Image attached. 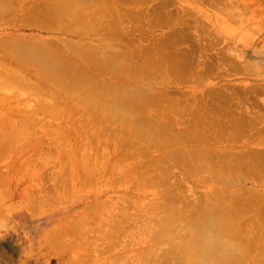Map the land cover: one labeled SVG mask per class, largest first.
Instances as JSON below:
<instances>
[{
    "label": "bare ground",
    "instance_id": "obj_1",
    "mask_svg": "<svg viewBox=\"0 0 264 264\" xmlns=\"http://www.w3.org/2000/svg\"><path fill=\"white\" fill-rule=\"evenodd\" d=\"M20 1L23 0H0V19L9 17L7 21L12 22V25L16 20H19L21 24L16 27L18 30L19 27L27 26L30 30L39 33V31H49L55 28L57 32L59 31L58 33L65 32L66 34L67 32L69 36L78 38L80 42L77 43V39L76 42L72 39V42L71 37L68 40V37L62 39L60 36L57 38H54L56 36H51L52 38L44 36L41 38L37 35L36 37L11 35L13 37L8 36V38L0 40V48L3 49L6 44L10 45V49L0 57V75L3 76L0 78V88L5 89L4 93L0 94V103L16 101L18 97L23 96L36 97L35 100L27 98L28 101H31H26V103L25 99L23 100L24 105L21 106H24V108L22 107L24 110L9 108L7 119L6 117L2 118L3 121H6L5 123L1 119L3 123L0 121V155L7 151L8 146L15 141L29 143L30 147L33 146L32 149L35 147L36 152L40 153V146L38 150L35 145L40 144V140H43L42 135L49 131L51 123L47 116L46 120L42 118L45 115L40 117L43 120L38 119L36 112L42 110L49 117L56 116L54 118H57L58 116L61 118V116H65V110L61 109L57 100L67 97L70 103L82 106L86 110L87 117L84 116L85 119H93L98 115L97 113H103L105 116H110L107 118L113 124L117 122L126 125L124 129L127 131H122L124 142L127 141L129 144L144 143L143 146L129 148L127 145L121 144V148L113 149V152L119 154L115 159L124 162L126 158L130 157L134 161L126 167L124 174L117 171L119 164L115 162L109 164L108 161L111 159L109 152L100 154L104 164L101 162L102 159L97 157L98 155H92L95 156L92 159L90 154L89 158L83 154L84 163H82L80 155L77 154L80 160L78 157L77 159L85 165L79 163L81 164L79 166H82L80 168L84 170L83 167H87L86 171L82 172H85L83 181L87 183L88 180H93L97 169L104 170V173L113 172V174L116 171L120 176L134 174L135 188L132 191L144 192L145 188L150 187L153 190L149 191H153V193L160 191L150 198L159 196L158 199H162L157 204L154 199L147 201L148 207L143 206L147 207L144 211L152 210L150 212L152 214L148 215L150 218L152 215L159 217L163 213L157 220L149 222L146 221L147 217H143L147 213L144 211H140L143 214V221H139L141 216L137 210L139 202L147 200L148 197L135 201L134 205L130 204L133 207L136 205L135 209L138 212H135V209L132 210L134 212L119 211L115 209L117 205L112 203L105 213H96L99 206L104 208V204L97 202L93 205L92 203L90 207L83 210V217L79 224L85 226L90 224V228H87L88 225L86 227L89 230L95 221L96 225L92 226H97L96 228L93 227L88 231L84 229V226L83 229L79 228L83 231L77 232V227L76 229L74 227L75 232L78 233L76 234L73 227H66L64 225L66 222H64L61 225L66 227L65 230L60 225L61 228H55L50 235L53 237L52 242L57 241L61 234L64 236L66 233L65 235L70 236L67 233H71L72 229L74 238L80 232L82 233L79 236L87 231V236L90 237L83 235V240H85L83 242L81 239V241L84 245H96L93 243L96 241H93L92 237L99 236L95 237L98 239L101 236L104 244L99 246L97 244L95 247L93 246L95 249L92 250H88V246H84V248L82 243L79 245L77 237L75 240L78 247H75V242H70L71 238L64 242L69 246L74 245L77 249H74L76 251L74 252L76 254L79 252L88 260L93 251L102 254V256L105 253V259L100 256L102 260L95 259V264L96 262L97 264H114V262L117 263L116 259L128 260L130 253L137 254V257L134 255L136 260H132L138 263L131 261L132 264H256L255 262L248 263L247 258L254 251L257 255L259 254L260 260H264V146L259 148L264 143V78L258 80L256 77L255 80L250 81L251 77H255V75L264 77L261 74L264 73V68L253 64L254 62H251L253 60L250 58V61H247L245 57H239L235 52L223 50L224 52L205 53L208 43L213 42L212 45L216 46L221 40H216L215 44L211 38L206 37L207 33L205 36L204 33L207 31L204 30V33L201 31H198L199 34L196 33L198 41V38H195V32L193 36L188 27L192 23H189L187 17L194 11L178 8L179 5L167 6L169 10L175 9L176 6L178 8L169 11L165 6L170 5L168 3H171L172 0H160L159 3L157 0H152L157 3L148 8L141 5L143 2H147L146 0H31L32 3L28 5L20 4ZM227 12L228 10L224 13L227 14ZM234 13L232 15H242ZM228 15L231 14L228 13ZM14 16L15 18H13ZM218 22L220 23V21ZM195 24L199 23L195 22ZM162 26L169 27V33H164L162 36L160 32L158 34L161 36L155 37L153 34L156 30L154 29ZM218 26L220 27V25ZM230 26L231 23L222 26V29L227 30L226 33L229 34ZM93 34L96 37L100 36L99 38L102 40L97 39L101 42L105 40V45L101 46L100 44L99 47L98 43L94 44L91 39ZM210 35L208 36L212 37L211 33ZM190 39L193 42L191 49L184 51L185 47L183 49L178 47L179 44L183 46V42L186 44V41H190ZM196 39L197 41H195ZM107 40L118 41L119 46H114ZM143 41L147 43L143 44ZM205 41H207V45H204ZM189 44L187 43V45ZM260 49H256V51L258 50V53L263 51L264 54V50L260 51ZM259 59H256V62ZM9 66L10 68H8ZM104 74H109L108 76H112V78H107L106 75L104 77ZM212 74L218 79V83L211 84L209 82L210 86L206 87L208 78ZM236 76L242 79L239 84L232 82L233 77ZM33 77L35 79H32ZM245 79L249 81L246 82ZM188 81L189 83H199L203 85L202 88H206L200 92L196 91L199 94L195 95L196 93H194V97L183 101L181 105L182 101L180 100L185 98H180L181 95H179L180 99L178 96H175L178 99L172 97L169 91L171 89L168 90V86H182L181 84ZM37 82L41 83L43 87H38ZM159 84L161 88L158 89L157 85ZM49 95L52 96L51 101H47ZM261 95L263 98L260 97ZM180 105L181 107L178 108L177 106ZM20 111H24V114L22 112L23 118L21 122H18L20 125H17L18 120L12 118L21 113ZM35 113L37 117L34 116ZM4 115L6 114H2V116ZM41 122L44 123L42 125L44 133H41L40 138L37 137L35 131L41 127ZM35 126L39 127L36 129ZM59 129L63 130V128ZM74 130H69V132L67 130L68 135L70 132L74 133V136L78 134L77 130L75 132ZM65 131L46 134L54 135V137L51 136L54 140L56 133L62 136ZM98 135L90 145L99 143L101 134ZM44 136L46 137L45 134ZM74 136L70 137L75 139ZM31 138H36L35 143H37L32 145ZM260 138L262 139L261 144L257 141ZM61 139L59 140L62 141ZM55 141L58 142L57 139ZM254 141L258 142L257 144L260 146L257 147ZM62 142L64 143V141ZM60 143L58 144L63 145ZM118 143L122 142L115 139L113 144ZM236 144L239 145L236 146ZM60 147L55 148V151L59 153V150L63 149L62 152L65 153L64 148ZM152 149L154 151L162 149L163 151H160L161 154L156 156L152 154ZM35 150L33 149L32 152L34 153ZM68 155L66 154V156ZM60 157L57 159L62 160ZM104 158L106 159L104 160ZM71 159L72 156L70 159L66 157L65 160L70 163ZM77 159L76 161H78ZM76 161H73L74 164L72 162L73 165L64 161L61 166L67 164L70 168V165L72 167L75 165V168ZM46 164L44 163V166ZM28 167L24 168L27 170ZM172 167H182L180 168L182 172H176L181 174L180 178L175 176L177 174L173 173ZM63 169L65 170V168ZM62 170L61 175L67 174L66 171H69L66 169L65 172H62ZM73 171L70 170V172ZM16 173L17 171L13 172L19 176L17 175L19 173ZM58 173L57 176L62 182L63 178H61L60 172ZM57 176L55 175L54 179ZM28 178L30 180L31 177ZM54 179L50 181L54 185H59H51L52 188L51 186L49 188L58 191L61 184L57 181L56 183ZM193 179H196L195 181L201 185L209 186V190L204 188L207 192L203 191L204 193L201 194L203 196L199 194L201 197H197L194 201L182 194L184 192L182 186L186 182H190L187 180ZM200 184L199 186H201ZM28 185L27 183L26 186ZM58 186L60 187L58 188ZM64 186L63 181L62 188H65ZM161 187L163 189H158ZM62 188L58 192L66 190V188ZM51 189L43 188L44 194L37 192V199L41 195L43 196L42 200L31 199L33 200L29 209L31 214L45 213L41 206L48 203V198L58 200L59 194H64V191L57 193L56 196L55 193H52V197L48 195ZM193 189L190 191L193 192ZM62 196L60 197L62 198ZM98 203L100 204L98 205ZM159 211L162 212L159 213ZM141 221L147 223L138 224L140 225L138 226L137 223ZM152 223L153 225H151ZM74 225L77 226V223ZM104 225L107 227L102 228ZM99 228L103 233L99 231ZM121 236L123 240L126 237L125 242ZM54 237L59 238L54 239ZM74 238L72 237V239ZM49 243L47 242V244ZM141 244L146 246L140 247ZM70 248L63 249L72 251L73 247ZM92 255L95 257L96 254ZM74 259V261L70 260L71 262L68 261L69 259L67 261L70 264H74V262L79 264L78 260L81 259L79 257ZM130 260H128L129 263H131ZM67 261L66 264H69ZM259 263L263 264L264 261Z\"/></svg>",
    "mask_w": 264,
    "mask_h": 264
},
{
    "label": "rangeland",
    "instance_id": "obj_2",
    "mask_svg": "<svg viewBox=\"0 0 264 264\" xmlns=\"http://www.w3.org/2000/svg\"><path fill=\"white\" fill-rule=\"evenodd\" d=\"M146 1L147 2L141 3V5H143L145 8H148V7H151V5L153 6L157 2L159 3L160 0H157V2L152 1V0L151 1L146 0ZM31 3H32L31 0L20 1V4H24V5H28ZM34 3H39V2H34ZM15 4H17V3H15ZM168 4H170L171 6L166 5L165 8L167 6L173 7L174 5H177V6L179 5L180 7H178V8H183V9L185 8L187 10L189 9L190 11H192V10L194 11L192 13V15L187 17L189 23H192V24L188 25V27L191 30L192 35L194 32H195V34L196 33L199 34L198 31H201L202 33H204V30H206L207 32L204 33L205 36L207 33L206 37L211 38V40H213L215 44L217 43L216 40H221V41H218L219 43H217L216 46H214V45H212L213 42L210 39L203 37L204 39L206 38L205 40L208 39V41L210 40V42H212L211 44L208 43V45H207V41H205V43L203 42L204 45H207V47H208V48L206 47L207 50L205 53H211V51L212 52L215 51V53H217V52H220L223 50H227V51H230L232 53L235 52V54L237 53L236 55H239V57L243 56L246 58L247 61H250V59H251V60H253L251 62H254L253 64L259 65L260 67L264 68V65H262L264 63V56H263L264 54H263V51L260 52L261 49L264 50V48H263L264 44H262V42H264V0H172L171 3H168ZM177 6H176V8H177ZM169 7H167L166 9L169 10L168 9ZM171 9L173 10L174 8H171ZM225 10L226 11L228 10L227 14H225L226 13ZM234 10H235L236 14L241 13L242 15H240V14L239 15L237 14L238 16L232 15L234 13ZM228 13L231 15H228ZM195 16H196V18H195ZM13 18H15V16ZM13 18L10 20L12 21ZM2 20H4V21H2ZM7 20H9V17H8V19H7V17L0 19V40L8 38V36L13 37L14 35H19V37H23V36H26V37L27 36H29V37L34 36V37H36V35H37L41 38L44 36H46V37L50 36V38H52L53 36H56L54 38H57L60 36V38H62V39H64L65 37L66 38L68 37L67 38L68 40L71 37V36H69V34L67 32H66V34H65V32L64 33H61V32L58 33L59 31L57 32V29H55V28H53V30L55 29V31H53V30L39 31V33H38V31L34 32V30H30L29 27H27V26H24L21 28L19 27V30H18V28L16 29V27L21 24L19 22V20H16V22L13 23V25H12V22L10 23ZM201 21L203 24L201 23ZM218 21H220V23ZM5 22H8V23H6L7 25L5 24ZM195 22L199 23V24H195ZM230 23H231V26H230L231 28L229 30V34H227L226 33L227 30L224 31L222 29L223 28L222 26L230 24ZM4 24H5V26H3ZM14 24H16V25H14ZM218 25H220V27ZM162 27H159L160 29L158 27H156L154 29V30H156V32L154 31V34H153L155 37L156 36L160 37L161 35L163 36L164 33L165 34L169 33V29H170L169 27H167V26H162ZM192 29H194L195 31L194 30L192 31ZM158 33H160L161 35ZM210 33L212 34V37L208 36V35H210ZM197 34L195 35V38H198ZM11 35H13V36H11ZM213 35H215L216 37L215 36L214 37L218 38V39H215L213 37ZM99 37L100 36L96 37V35L93 34L91 39H92V42L94 44L98 43V45L100 47V44H101V46L105 45L104 44L105 40H103L104 42H101L98 39L102 40V38H99ZM222 38H225L223 40L226 43H223L224 41L222 40ZM72 39L74 41L77 39V43L80 42V41H78L79 39L74 37V36H72L70 38L71 41H72ZM94 40H95V42H94ZM107 41H109V40H107ZM111 41L114 44L109 41L110 44H112L114 46L115 45L119 46L118 41H116V42L113 40H111ZM190 41L192 42L191 39H190ZM190 41H186L187 43H190L189 45H187V43L185 44V42H183V46L179 44L178 47L180 49H183V47H185L184 51L189 50L193 47V42L191 44ZM195 41H197V39ZM195 41H194V43H195ZM198 41H199V38H198ZM68 42H70V41H68ZM144 43H147V42L143 41V44ZM261 44H262V46H261ZM186 45L188 46L187 49H186V47H187ZM222 46H223V48H221ZM259 48H261L259 51L260 53L257 52L259 50ZM3 49H4V51H3ZM3 49L0 48V57L4 56L3 55L4 52L6 50L8 51L10 49V45L6 44ZM256 49H258V50L256 51ZM261 53L263 55H260ZM255 54H257V55H255ZM257 56H258V58H257ZM259 57H261L260 58V59H262L261 61H259L260 60ZM256 59H259L258 62H260V63L256 62ZM8 68H10V66ZM261 74L264 75L263 72ZM105 75L106 74H104V77L107 76V78H112V76H108L109 74H107L106 76ZM1 77H3V76L0 75V78ZM236 77L235 78L233 77L232 82L233 83L236 82L235 84H237V83L239 84L242 79L239 76H238L239 79H238V77L237 78ZM256 77H258L257 78L258 80H260V79L262 80V78H264L261 75H259V76L255 75V77H253V76L251 77L252 79H250V81L255 80ZM32 79H35V78L33 77ZM32 79H31V81H32ZM248 81L249 80H246V82H248ZM209 82L211 84L214 82H215L214 84H217L218 79L216 77H214V74H212L208 78V81H207L208 84L206 85V87L210 86ZM37 84L39 85L38 87H43V85L41 83L39 84V82H37ZM181 85L182 86H180V85L168 86V90H169V88L171 90L173 89L172 91L169 90L171 92L170 94L172 95V97H174L175 99H178L179 95H181L180 98H185V99L180 100V101H182L181 105L183 104V101L184 102L188 101L189 99L192 98V96L194 97V93H196L195 95H197V93L199 94L200 91H202V90H204V88H206V87L202 88L203 85H201L199 83H195V82L189 83V81L187 83H184ZM157 87H158V89L161 88L160 84L157 85ZM177 88H178V90H176ZM4 90L5 89L0 88V94L4 93ZM12 90L14 91L15 89H12ZM179 90H180V92H179ZM198 90H199V92H196ZM189 93H191L190 94L191 96L187 95ZM183 94H185V95H183ZM175 96H178V98H176ZM263 96L261 95L260 97L263 98ZM27 98H29L31 100L32 99L35 100L36 97H29V96L18 97V99L16 101H12V102H6L3 100L4 102L0 103V121L2 118L4 119V117H6V119H7V117H8L7 110H9V108L10 109L11 108L23 109L24 106H21V105H24V102H23L24 99H25L24 100L25 103H26V101H28ZM47 99H48L47 101H51L52 96L49 95L47 97ZM31 100H29V101H31ZM18 102H20V103H18ZM57 102L60 105L61 109L65 110L64 111L65 116H73V117H65V116H63V117L61 116V118L58 116H57V118H54L56 116H54V117L50 116L49 117V115H46V113L44 114V112L42 110H38L36 113H38L37 114L38 119H40V120L45 119L46 120L48 118V121H50L49 123H51V125L50 124L49 125L51 126L50 129H52V130L48 129L49 131H47L46 133L51 132V133L55 134L56 131L58 133H60L61 131L66 130L65 131V134L67 133L66 135L64 134L62 136H59V134L56 133V136L58 138L55 136L54 140H52L54 135H48V134L44 133V131L42 129L43 128L42 125L44 123L41 122V124H40L41 127L35 126L36 129L39 127L37 129L38 133H37V131H35L36 129L33 130L38 135L37 137L41 138V136H40L41 133L42 134L44 133L46 135V137H45L43 134L42 135L43 140L42 141L40 140V144L35 145L38 148V150H39V146H40V149H41L40 153L36 152L37 150H35V147L33 148L35 150V152L33 153L32 152L33 146L30 147V144L28 142H27L28 144H26V143H23L22 141H15V142L11 143V145L8 146L7 151H4L3 154L0 155V264H66L67 259H69L68 261H70V260L72 261L76 257H79V259H81V260H78L79 264H92V263L95 264V261H94L95 259H97L98 261L102 260V259H100L101 258L100 256H102V254L100 255L99 253H94V251H93L92 254H96L95 257H94V255L91 254V258L88 260L84 256H82L81 254H79V252L77 254H79L80 256L79 255L77 256V254L75 253L76 251L74 250V249H76L75 247H78L77 246L78 244H76V240H75L76 237H77L76 238L77 241H79V245L82 243L83 247L88 246V250L95 249V248H93V246L95 247L97 244H98L97 246H99L104 242V240L101 238V236L98 239H96L95 237H99V236H93L92 237L93 241H96V242H93V241L92 242L95 243L96 245H93V244H90L91 246H89L88 244L84 245L83 242L85 239L83 240V235H84V237L85 236L88 238L90 237L89 235L87 236L86 230H85L86 235H85V233L83 235H81L82 238H81V236H79L82 232H80L79 235H75V238H74V236H72V235H74V233L78 234L77 233L78 231H83L80 229H83L85 225L79 224V223L81 221V218L83 217V210L86 207H90V205H92V203L94 205V204H97V202H101L102 204H104V208L99 206L98 211L96 213H105L106 210L110 208L112 203H114L115 205H117L115 207V209H117L119 211L120 210L121 211L127 210L129 212H134V211H132L135 209V206H136L135 205L133 207L134 202L140 201L143 198L146 199V197H148L147 200L143 199L145 201L146 205L144 204V201L139 202V208L137 209L139 212L135 209V212H138L139 215L141 216V217L139 216L141 218V219H139V221H140L143 219L142 218L143 214L141 212L144 211L148 207L149 201H153V199H154V201H156V204L160 203L162 201V199H158V198H160L159 196L156 198H154L155 196L150 198V196H153V194L157 195V193L160 192V191H158V192L154 191V193H153V191H149V190H153V188H150V187L145 188L146 189L144 191L145 193L139 192L136 190L132 191L135 188V184L133 181L134 180V174H126L125 176L124 175L120 176V174H117L116 171L114 174H113V172L112 173H104V170H102V169L99 170L96 168L97 174H96L95 178L93 180H88L87 183L85 181H83V179H84L83 177H84L85 172L84 173H82V172L85 169H87V167L86 168L83 167L84 170H82L81 169L82 166H79L82 163H84V160H82V159H84L82 157V156H84L83 154H86L88 156V158H89V154H90L92 159L98 155L97 157L99 159H102L101 162H103V164H104L105 162L103 161V158H100L101 157L100 154H101V152H104V153L109 152L111 154V156H109L111 158L108 161L109 164H112L114 162L116 164H119L117 167V171L122 172L124 174L126 171V167L129 166V164L131 162H134V161H132L133 159L132 158L130 159V157H129V159L126 158L127 160L125 159L126 161L124 160V162H123V160L119 161V160L115 159L119 156V154L113 152V149L121 148V144L127 145V148H129V147L143 146L144 143H142V144H129L127 141L124 142V138H122V136H123L122 131H127L124 129L126 127V125L120 124V123L118 124L117 122L115 124H113L107 118L110 116H105L103 113H97L98 115L95 116L93 119H90V118L85 119L84 116L87 117L85 114L86 110H84V108L82 106L70 103L67 97H62V98L58 99ZM33 103H35V102H33ZM181 105L177 106V107L180 108ZM2 108L3 109L7 108V109L4 111ZM20 112L21 113H18L15 115V118H12L13 120H18L17 125H20V124H18V122H21V120L23 118L22 116L24 114V111H20ZM22 112H23V114H22ZM36 113L34 114V116H36ZM2 114H6V115L2 116ZM42 116H44V117H42ZM46 116H47V118H46ZM40 117H42L43 119ZM3 119H2V121H3ZM2 121H1V123L6 122L5 120L3 122ZM84 121H86V122L84 123ZM12 122H14V121H12ZM58 123L60 124V126ZM57 124H58V126H57ZM59 128H63V130L59 129ZM74 128H75V130H74ZM67 130H68V132H69V130L70 131L74 130V132L77 130L78 132L76 131V133H78L79 135L75 134V136H74V133L72 134V132H70L71 134L69 133V135H68ZM85 130H86V132H85ZM177 130H179V129L177 128ZM100 131H101V133H100ZM80 132H81L82 136L80 135ZM98 134L99 135L101 134V136H99ZM76 135L78 136V138ZM96 135L99 136V140H100L99 143L98 144L95 143L93 145H90L96 139ZM116 135H118V136H116ZM51 136H53V137H51ZM70 136L71 137L74 136L75 139L76 138L77 139L75 140L73 138L74 139L73 140ZM56 139L58 140V142L55 141ZM59 139L64 141V143L62 141H60ZM115 139H116V141H118V142L120 141L122 143L113 144ZM31 140H32V142L34 141V143L30 142L32 145L37 143V142L35 143L36 138H33V139L31 138ZM257 141H259V143H260V142H262V139L260 138ZM254 142L256 143V141H254ZM58 143L63 144V145H59ZM69 143H71V144H69ZM257 143H256L257 147L260 146ZM239 144H236V146ZM263 146H264V143L261 144V147H259V148H262ZM59 147L64 148L65 153L62 152L63 149H60L59 150L60 152L57 153L55 150ZM152 150H153L152 154L156 155V156L160 153V151L161 152L163 151L162 149H160V150L155 149V151H154V149H152ZM73 152H75V153H73ZM66 154H69V155L66 156ZM77 154L80 155V159L82 160V163L79 161L80 160L79 155H77ZM60 155H61V157H60ZM92 155H95V156H92ZM71 156H72V159H71L72 161L70 163H68L69 161L67 160L68 162H66V160H65L66 157H68L70 159ZM57 157L58 158L60 157L62 160L57 159ZM77 157L79 160L77 159ZM73 158H75V159L73 160ZM63 159L66 163L71 164V165H73L74 164L73 161H76V159H77L78 161H76V167L74 168L75 165L73 167L70 165V168H71L70 169L67 164H66V166H61V164L64 162ZM105 159L106 158H104V160ZM26 162L28 163V165H25V164H27ZM72 162H73V164H72ZM44 163L45 164L47 163L45 165L46 168H44L45 167ZM79 163H81V164H79ZM20 164H21V166L19 167ZM23 166L24 167L30 166V167H28L29 170H28V168L26 170ZM83 166H85V165H83ZM21 167H23V168H21ZM58 167H60V169H58ZM61 167H62V169L65 168V170L63 169L64 170L63 171L61 169ZM76 168H78V169L76 170ZM178 168H173L172 171H174L173 173L177 174L175 176H179V178H180L181 174L179 175L176 172H179V171L182 172V170H180V168H182V167H180L179 169ZM66 169L69 171H66ZM73 169H74V171H73ZM61 170H62V172L66 171L67 174L68 173L69 174L67 175L65 173L64 175H61ZM70 170L73 172H70ZM12 171L13 172L17 171V173H19V174H17V173L16 174L19 176H16L15 174H13ZM57 171L60 172L61 178H63L62 180L64 181V184H65L64 187L66 188V190H62L60 192H58V191L60 188H62L63 181L61 182L60 177L57 176L59 174ZM51 172H53L54 174L52 173V175H51ZM47 173H48V175L50 173V176H49L50 178L48 177ZM70 173H71V176H69ZM55 175L57 176V177H55L56 179H54ZM33 176H34V178H32ZM28 177H31L30 180ZM64 177L66 180L64 179ZM193 177L195 178V176H193ZM25 178H27V179H25ZM51 179H54L55 182L57 181L61 184V187L58 186V188L59 187L60 188L59 189L57 188L58 191L57 190L53 191L51 189L52 188L51 185H54L53 182L50 181ZM197 179H200V178L197 177ZM195 180L194 179L193 180H187L190 182H186L188 184L186 185V183H185V185L182 186L184 188V192L182 194L184 196L191 198L193 201L196 200V198L199 197L201 194H203L204 192H207L209 190L208 189L209 186L208 187L204 186L205 184L201 185L200 183L196 182ZM28 181H31V182H28ZM132 181H133V183H132ZM191 181H192V184H193V181H195V184H193V185H195L194 187H192L193 185L191 184ZM27 183L29 184L28 186H26ZM44 183H47V184L44 185ZM50 183H52V184H50ZM197 183H198V185H197ZM201 183H204V182H201ZM199 184L201 186H199ZM207 184H208V182H207ZM46 185L48 187H45ZM57 185H59V184H57ZM57 185H54V186H57ZM50 186H51V188H49ZM43 188L51 189V191L48 192V195H50V196H52V193H55V196H56L57 193H63V191H64V194H59L60 196L61 195H63V196L61 198L58 195L61 198L60 199L58 197L57 198L58 200H55V198L49 199L51 197L47 196V197H49L48 198L49 204L46 203V204L41 206L42 207L41 209L42 210L44 209L45 213H43V214H33L32 213L31 214V211L29 210L31 207L30 204H32L31 202L33 200L37 199V196H36L37 192H42L43 194L45 193ZM65 188H62V189H65ZM192 188H194L193 192L190 191V189H192ZM204 188H206L207 191H205L206 189H204ZM158 189H163V187L158 188ZM31 194H32V197H34V198L30 197ZM201 196H203V195H201ZM31 199H33V200H31ZM42 199H43V196L40 195V198L38 197L37 200H42ZM51 200H53V201H51ZM132 203H133V205H130ZM99 204L100 203H98V205ZM143 206H147V207H143ZM34 209H37V208L34 207ZM147 210L150 212L152 211L150 209H147ZM144 212H147V211H144ZM150 212H147L143 215V217L145 216V218L146 217L148 218V220L146 218V221H148V222L150 220L151 221L157 220L161 216V214H163V213H161L162 211L161 212L159 211V213H161L160 215H159V213L158 214L156 213V215H159V217L156 215H155L156 217H154L152 215L153 216V218H152V216L150 215L151 216V218H150V217H148L149 214H152ZM64 222H66V224H64ZM68 222H69V225L67 224ZM73 222H76L77 226L74 225L76 223L73 224ZM141 222H138L137 225L138 224L142 225V224L147 223L145 221L142 223ZM62 223L66 227H68V226H70V228L73 227V229H74V227H75V229L77 227V229H76L77 232H75V229L74 230L72 229L74 231V233L72 232V230H71V233H67L68 235L70 234V236L65 235L66 233L64 234V236H62L63 234H61V235H59L61 237L60 238L57 237L59 239L57 241L55 240L56 242L55 241L52 242L53 237H51L50 235L53 233L55 228H61V226H62L63 227L62 229L65 230L66 227L64 228V225H61ZM90 223H92V222H90ZM94 223H95V221L92 223V225ZM153 223L151 225H153ZM155 223H157V222H155ZM78 224H79V227H78ZM87 225H88V227H87ZM87 225L85 226L84 229L90 228L89 227L90 224H87ZM92 225H91V227L93 228L96 224H94V226H92ZM140 225H138V226H140ZM154 226H157V225H154ZM96 227H94V228H96ZM106 227H107V225H104V227H102V228H106ZM92 228L89 230H92ZM153 229H154V227H153ZM99 231H102V229L99 228ZM102 233H103V231H102ZM98 235H100V234H98ZM49 237L51 238V240ZM72 237L74 239H72ZM55 238L56 237H54V239ZM68 238L69 239L71 238L70 239L71 241L69 240L71 243L75 242L74 243L75 247H74V245L69 246V244L67 245L66 243H64V242L68 241V240H66ZM125 238L123 240V237H122V240L124 242H125ZM81 239L83 240V242L81 241ZM72 240H75V241L72 242ZM47 242L48 243L50 242V243L47 244ZM60 244H61V246L63 245L62 248H60L61 247ZM141 246L145 247L146 245L144 246L141 244L140 247ZM70 247L71 248L73 247L72 251L69 249L68 250L63 249V248H70ZM80 247H82V246H79V248ZM136 248H137V246H136ZM137 249H139V248H137ZM129 253H128V255H129ZM73 255H76V256H73ZM103 255L106 257L105 253ZM132 255L133 254L130 253V258L128 259V260L131 259L130 262L131 261L133 262L134 260H136V259H134L135 256L137 257V254L136 255L134 254L135 256L133 255V257H131ZM104 256H102V257L105 259ZM138 256H141V255H138ZM128 257H126V258H128ZM83 258H85V259H83ZM247 258L249 260L248 263L255 262L256 264H260L259 263L260 261H264V260L259 259V254L257 255L256 251H254L251 254V256H248ZM132 259H134V260H132ZM122 260H124V261H122ZM128 260L127 259H116L117 263L114 262V264H118L119 262L121 264H125L127 262V264H128L129 263ZM70 262H68V263L70 264ZM132 262L129 264H132ZM74 264H77V263L74 262ZM96 264H97V262H96Z\"/></svg>",
    "mask_w": 264,
    "mask_h": 264
}]
</instances>
